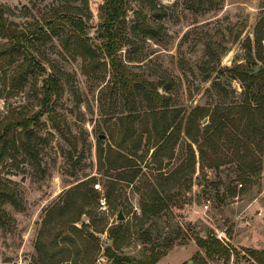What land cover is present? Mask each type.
I'll list each match as a JSON object with an SVG mask.
<instances>
[{
  "label": "rangeland",
  "instance_id": "obj_1",
  "mask_svg": "<svg viewBox=\"0 0 264 264\" xmlns=\"http://www.w3.org/2000/svg\"><path fill=\"white\" fill-rule=\"evenodd\" d=\"M102 3L88 4L86 33L94 44L100 43ZM0 4L15 8L12 19L24 28L61 0ZM137 10L154 23L157 37H138L120 56L124 62L129 58L126 63L137 77L168 86L158 93L168 101L171 134L156 150L155 135L149 139L145 133L151 120L145 118L143 93L128 94L109 84V67L104 71L72 58L57 41L43 48L44 58L61 76L62 89L50 103L56 122L41 104L42 82L52 73L44 61L47 73L0 98V131L39 115L30 128L37 160L14 152L0 163V183L15 198L3 206L9 220L0 227V264H35L39 243L50 252L62 251V259L71 257L68 264H112L104 257V245L111 242L106 232L119 223V210L129 230L116 250L120 256L140 259L158 246L165 256L157 264H201L193 258L205 256L195 240L209 236L239 255L205 259L206 264H252L244 250L264 252V128L260 133L259 119L253 124L239 119L240 108L253 103L244 102L248 96L264 97V61H257L253 51L259 21L264 30V0H126L128 27ZM248 40L255 65L249 61ZM237 65L249 72L258 67L250 75H263L245 90L228 72ZM211 117L224 125L219 139L206 143L200 135L213 129ZM125 121L134 130L132 137L122 134ZM95 183L104 191L107 210L99 208ZM153 191L159 193L161 212L140 222V203L148 202ZM50 208L64 213L47 215ZM74 218L78 221L72 225ZM82 224L99 241L97 247L69 230L82 229Z\"/></svg>",
  "mask_w": 264,
  "mask_h": 264
},
{
  "label": "trees",
  "instance_id": "obj_2",
  "mask_svg": "<svg viewBox=\"0 0 264 264\" xmlns=\"http://www.w3.org/2000/svg\"><path fill=\"white\" fill-rule=\"evenodd\" d=\"M88 4L89 0H61V4L51 6L39 19L27 22L24 28H19L12 19L15 16V8L0 4V98L3 95L8 96L21 90L28 78L36 80L47 73L43 64L44 61L48 64L52 73H48L42 82L41 104L49 119L56 122L54 109L50 103L52 98L58 96L62 89L61 76L54 72L53 64L44 58L43 48L52 44L53 41H57L61 51L70 57H80L89 66L97 67L101 65L104 71L109 67V84L120 87L123 92L128 94L143 93L144 96L141 97V100L147 103L145 118L151 120V127L145 133L149 139L153 134L155 135L154 145L157 146L156 150H158V147L168 139L172 131L173 122L170 120L171 116H168V101L158 93L159 88L166 90L168 86H164L162 81L154 84L144 78L137 77L138 75L131 72L128 63H126L130 62L129 58L124 62L120 56L122 48L132 46L134 40L138 37L155 40L157 33L155 28L152 27L154 23L144 17L143 11L137 10L133 14V24L128 27L126 24V0H103V3L99 6L98 39L100 43L94 44L86 33L87 23L90 19ZM154 17L157 20L161 19L159 15ZM262 19L264 20V17ZM260 25L262 24L259 21L258 28L254 33L253 51L254 58L259 62H263L264 48L262 42L264 41V30L259 29ZM248 51L250 52L249 61L255 65L256 60L253 61L254 59L251 57L252 49L249 40ZM100 60H103V62L99 63ZM213 72L214 70L205 79H209ZM228 72L239 80L245 90L253 86L254 82L263 75V72L254 76L250 75V72L241 65L229 69ZM253 91H258V88L254 87ZM248 100L253 101V103H248L247 108H240L239 119L246 124H253L255 119H259L258 128L261 133L264 128V97L252 94L244 102L247 103ZM196 110L198 108L194 111ZM42 114L40 113V115ZM38 117L39 115H36L30 119L15 120L4 131H0V163L6 156L12 157L11 154L14 152L23 153L24 158L28 161L37 160L36 145L34 144L36 135L30 128L34 124H38ZM211 123L214 125L213 129L210 128V130L204 131L200 135L206 143L211 139L213 143L215 139L218 140L222 130L221 127L224 125V122L222 125L215 122L213 117H211ZM124 125L123 136L132 137L134 130H131V124L125 121ZM186 136H188V133H186ZM197 141L196 139L192 140L194 144ZM111 160L108 164L110 167L113 166ZM158 195V191H153L150 198L147 197L148 202L142 201L140 203L141 215L138 221L142 222L158 216L163 207L156 203ZM7 203L11 205L15 203L14 195L0 183V227H5L9 220L3 209V206ZM50 209L47 211V215L53 213L55 216H61L64 213L63 208H59V210H56V208ZM77 221L74 218L70 223L73 225ZM87 227V225L82 224V229L71 226L69 230L79 234L84 242L93 240L95 248L99 241L87 231ZM128 231V224L119 222L106 232L108 239L111 241V246L104 245V257L112 264H156L165 256V252L161 251L158 246L152 247L148 254H142L140 259L118 255L116 250L119 249L120 243L124 241V236ZM141 242L146 243V240ZM195 242L199 249L204 251L205 255L201 257L200 253H196L193 258L194 261L197 260V263L206 264L205 259L211 260L214 258L228 260L230 255H239L235 248L221 243L213 236L204 239L196 238ZM168 248L170 247L167 246L166 249ZM36 250L38 256L35 264H68L70 261L73 262V259H70L71 257L60 258L62 251L58 253L50 252L43 249L40 243L36 245ZM244 254L252 264H264L263 251L245 249Z\"/></svg>",
  "mask_w": 264,
  "mask_h": 264
},
{
  "label": "built area",
  "instance_id": "obj_3",
  "mask_svg": "<svg viewBox=\"0 0 264 264\" xmlns=\"http://www.w3.org/2000/svg\"><path fill=\"white\" fill-rule=\"evenodd\" d=\"M93 189L95 191L100 192L99 198H98V204H99V208L101 210H107V202H106V197L104 195V191L102 190L101 186L99 183H95L93 184Z\"/></svg>",
  "mask_w": 264,
  "mask_h": 264
},
{
  "label": "water",
  "instance_id": "obj_4",
  "mask_svg": "<svg viewBox=\"0 0 264 264\" xmlns=\"http://www.w3.org/2000/svg\"><path fill=\"white\" fill-rule=\"evenodd\" d=\"M146 17V16H145ZM258 67H255L254 69H253V71L252 72H250L249 74H253V73H256V72H258ZM105 137L104 136H99V139H104ZM116 220L118 221V222H122L123 220H124V216H123V213H122V211L121 210H119L118 211V213H117V215H116ZM106 246H111V242H108V244H106Z\"/></svg>",
  "mask_w": 264,
  "mask_h": 264
},
{
  "label": "crops",
  "instance_id": "obj_5",
  "mask_svg": "<svg viewBox=\"0 0 264 264\" xmlns=\"http://www.w3.org/2000/svg\"><path fill=\"white\" fill-rule=\"evenodd\" d=\"M157 263H158V262H157ZM157 263H156V264H157Z\"/></svg>",
  "mask_w": 264,
  "mask_h": 264
}]
</instances>
